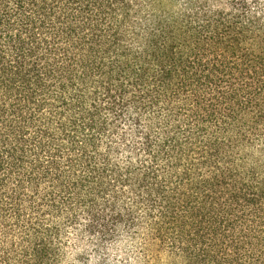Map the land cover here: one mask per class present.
<instances>
[{
  "label": "trees",
  "instance_id": "16d2710c",
  "mask_svg": "<svg viewBox=\"0 0 264 264\" xmlns=\"http://www.w3.org/2000/svg\"><path fill=\"white\" fill-rule=\"evenodd\" d=\"M71 245L264 264V0H0V264Z\"/></svg>",
  "mask_w": 264,
  "mask_h": 264
},
{
  "label": "rangeland",
  "instance_id": "374dc122",
  "mask_svg": "<svg viewBox=\"0 0 264 264\" xmlns=\"http://www.w3.org/2000/svg\"><path fill=\"white\" fill-rule=\"evenodd\" d=\"M83 249L80 245H71L65 253V257L62 261V264H98V258L97 255L93 253L92 249L90 248ZM112 255L115 252V249L112 251ZM88 254V258L86 260L81 259L82 254ZM111 255V256H112ZM111 258V257H110Z\"/></svg>",
  "mask_w": 264,
  "mask_h": 264
}]
</instances>
